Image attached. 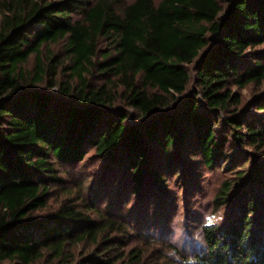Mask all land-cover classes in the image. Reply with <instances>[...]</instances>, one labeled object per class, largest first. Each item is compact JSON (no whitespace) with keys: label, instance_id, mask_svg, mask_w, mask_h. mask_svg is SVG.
<instances>
[{"label":"trees","instance_id":"1","mask_svg":"<svg viewBox=\"0 0 264 264\" xmlns=\"http://www.w3.org/2000/svg\"><path fill=\"white\" fill-rule=\"evenodd\" d=\"M263 83L264 0H0V264H172L145 208L199 168L224 219L196 264H264Z\"/></svg>","mask_w":264,"mask_h":264},{"label":"rangeland","instance_id":"2","mask_svg":"<svg viewBox=\"0 0 264 264\" xmlns=\"http://www.w3.org/2000/svg\"><path fill=\"white\" fill-rule=\"evenodd\" d=\"M127 2H131L133 0H125ZM158 1V0H157ZM54 53H58L61 51L62 46H53L50 48ZM34 57L30 58V62L27 64L28 67H32L34 64ZM264 89V83L262 87H256L254 85H249L245 89L241 90V94L244 100H249L252 98L259 90ZM93 153L89 154V158L87 161L77 168L76 170H72V176H68L66 178V183L69 186L78 183V181L84 182V185H89L94 182V176H96V170L98 169V163L96 160H93ZM198 171L201 175L199 179V191L198 193H193L194 190L190 188L189 192L185 193L183 190V186L178 182L173 181L172 179L168 181L167 187V199L162 198V203L166 204L165 208L168 209L169 217H167L164 221L162 219H156L155 213L161 214L162 208H158L157 202H154L153 206L149 208H145V213H147V217H143L145 220L142 224L141 230L146 234V237L150 238H160L161 241H165L169 243L172 248L174 247L178 252H180V256L184 258V256L192 255L194 256L198 250L202 246L198 245L196 242L192 240V237L199 229L201 222L204 219V214L207 212H211V197L213 195L214 190L218 187L219 178L222 176L216 172H207L204 169L199 168ZM71 172V171H70ZM179 184V185H178ZM73 192H75L73 190ZM62 191H56L53 198L50 200L49 207H57L60 201L63 198ZM87 195H90L89 189H87ZM166 197V196H165ZM138 201L135 198H131L128 201V205L126 209H124V213L132 214L133 218L138 216L137 206ZM109 203H106L105 206H109ZM168 204V206H167ZM142 207V206H141ZM160 210V212H159ZM118 213H121L117 211ZM143 213V214H145ZM117 214V213H115ZM172 217L170 218V216ZM217 215L222 217V221L224 219L223 212L220 211ZM137 220V219H136ZM134 220V224L136 225L137 221ZM136 221V222H135ZM164 222V223H163ZM139 225V224H138ZM164 228V231L163 230ZM162 231V232H161ZM142 242V241H141ZM154 246L158 247L162 253L167 255L168 252L173 251L169 247H165L163 243L159 245L155 242ZM166 244V243H165ZM133 246H139L144 249L145 252L148 253L149 260H153L152 255H154V251H152V246H146L144 243L140 244V240L137 237H132L129 240V244L126 247V251H129ZM146 246V247H145ZM84 248V244H80L78 246H73L70 248L71 253L78 256L82 249ZM94 247L92 246L89 250H92ZM161 264H165V261L161 262Z\"/></svg>","mask_w":264,"mask_h":264},{"label":"clouds","instance_id":"3","mask_svg":"<svg viewBox=\"0 0 264 264\" xmlns=\"http://www.w3.org/2000/svg\"><path fill=\"white\" fill-rule=\"evenodd\" d=\"M222 217L213 212H207L204 214V219L201 222L199 229L192 237V240L200 246H205V229H214L220 225ZM172 261V264H196V260L192 255H188L187 258H182L175 250L167 253Z\"/></svg>","mask_w":264,"mask_h":264}]
</instances>
